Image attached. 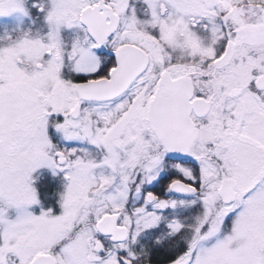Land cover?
Listing matches in <instances>:
<instances>
[{
	"label": "snow or ice",
	"instance_id": "1",
	"mask_svg": "<svg viewBox=\"0 0 264 264\" xmlns=\"http://www.w3.org/2000/svg\"><path fill=\"white\" fill-rule=\"evenodd\" d=\"M0 264H264V0H0Z\"/></svg>",
	"mask_w": 264,
	"mask_h": 264
}]
</instances>
